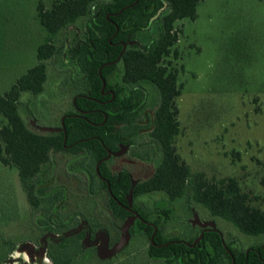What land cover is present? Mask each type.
<instances>
[{
	"label": "trees",
	"instance_id": "obj_1",
	"mask_svg": "<svg viewBox=\"0 0 264 264\" xmlns=\"http://www.w3.org/2000/svg\"><path fill=\"white\" fill-rule=\"evenodd\" d=\"M199 1L61 0L49 9L37 4L36 19L47 37L35 48V64L0 94V116L5 121L0 125V164L15 169L33 211L41 202L45 204L43 227L59 237L46 246L45 256L52 264H75L81 255L84 257L86 251L80 241L85 233L91 239L97 229L107 231L106 245L110 247L117 242L118 229L128 217L132 218L128 238L144 236L145 257L160 264H264V243L235 248L215 228L202 231L192 227L186 236L164 232L171 219L170 202L185 198L186 203L201 207L209 219H221L245 236L264 234V210L249 204L247 194L240 191L234 179L209 182L200 174H190L173 149L178 133L174 99L181 86L169 68L168 57L176 54L171 52L177 41L174 23L194 20ZM260 1L264 5V0ZM80 19L84 20L81 32H74L62 50L51 42L58 31ZM154 22L155 36L139 43L140 34ZM56 55L75 67L80 80L75 84L71 109L52 126L57 131L42 132L28 125L18 107L21 95L36 96L43 91L45 62ZM143 83L156 91L157 103L151 111L144 110ZM143 133L160 155L150 175L134 180L126 168L109 171L111 153L119 145H132ZM59 158L64 167L78 173L72 175L77 190L85 193L83 197L99 198L107 214L103 221L94 205L90 213L79 210L62 221L69 213L57 211L69 201V195L65 186L54 185V164ZM150 193H161L165 199L154 202L152 208L137 202ZM127 197L131 211L127 209ZM77 215L83 219L84 229L74 234ZM10 243L4 242L10 245L6 254L14 249Z\"/></svg>",
	"mask_w": 264,
	"mask_h": 264
},
{
	"label": "rangeland",
	"instance_id": "obj_2",
	"mask_svg": "<svg viewBox=\"0 0 264 264\" xmlns=\"http://www.w3.org/2000/svg\"><path fill=\"white\" fill-rule=\"evenodd\" d=\"M57 1L61 0H0V94L35 64V48L47 37L36 19L37 4L49 9ZM83 21L58 31L51 42L62 50L74 32H81ZM174 28L177 41L171 52L176 54L170 55L168 62L181 86L174 99L178 128L172 142L174 152L190 174H200L209 182L232 178L240 191L247 194L249 204L264 210V5L260 0H200L194 20L177 21ZM156 32L154 22L140 34V43ZM45 68L43 91L36 96L21 95L18 109L31 127L53 132L56 129L52 126L71 109L80 76L61 55L47 60ZM143 88L145 107L151 111L157 103L156 91L145 83ZM4 123L0 116V125ZM120 154L124 156L111 161L109 168L116 171L126 167L136 180L150 175L160 159L146 133L137 137L132 147L120 148L117 156ZM74 172L63 166L61 158L54 164V185L65 186L69 195V201L57 211L69 213L62 221L79 210L90 213L93 205L99 215L96 216L103 221L106 213L99 198L83 197L85 193L77 190L72 175L78 173ZM162 199L163 194L150 193L137 202L152 208L154 202ZM170 206L171 219L164 228L168 236H186L192 227L198 226L219 230L222 238L235 248L264 243V234L245 236L221 219H209L201 207L186 203L185 198L171 201ZM45 212L43 202L34 211L28 206L15 169L0 164L1 264H26L23 255L13 256L17 252L28 255L27 264H45L49 260L45 256L46 246L56 243L59 237L43 227ZM76 219L77 231L84 227V221L79 215ZM131 220L119 227L118 240L110 248L100 231L91 243L81 241L86 254L75 264H160L145 257L144 236L128 238L124 234L122 229ZM4 242L14 245L11 253L6 254L10 245Z\"/></svg>",
	"mask_w": 264,
	"mask_h": 264
},
{
	"label": "flooded vegetation",
	"instance_id": "obj_3",
	"mask_svg": "<svg viewBox=\"0 0 264 264\" xmlns=\"http://www.w3.org/2000/svg\"><path fill=\"white\" fill-rule=\"evenodd\" d=\"M161 12H159V14H160ZM133 42H130V43H128V45H131ZM136 43H138V42H136ZM135 42H134V44H136ZM140 43V42H139ZM145 89V88H144ZM144 92H145V90H144ZM146 100H147V98H146ZM146 105V104H145ZM144 110L145 111H148L147 109H146V107H144ZM144 134V133H143ZM140 136V135H139ZM138 136V137H139ZM137 139V138H136ZM150 139V138H149ZM151 140V139H150ZM136 141V140H135ZM135 143V142H134ZM134 143L132 144V145H128V146H125V145H119L118 146V149H117V151H115V152H113V153H111V155H112V157H113V159H111V160H109V162H108V165L110 164V162L111 161H113V160H115L117 157H123L124 156V154H120V156H117L118 155V153H119V150H120V148H126V147H132L133 145H134ZM109 155H110V153H109ZM108 155V156H109ZM110 167V166H109ZM122 168H126V167H122ZM120 169L121 168H119L118 170H113V169H109V171H111V172H118V171H120ZM154 169V168H153ZM126 170H128L127 168H126ZM129 171V170H128ZM96 173H97V171H95ZM130 172V171H129ZM131 174V173H130ZM131 177H132V175H131ZM133 178V177H132ZM134 179V178H133ZM135 180V179H134ZM133 180V182L132 183H134L135 181ZM106 186H107V183H106ZM99 205H101V203L99 204ZM101 208H102V206H100ZM127 209L128 210H130V199H129V205H128V201H127ZM102 210H103V208H102ZM104 211V210H103ZM131 211V210H130ZM105 212V211H104ZM106 213V212H105ZM134 214V213H133ZM106 216H107V214H106ZM127 219H132L131 217H128V218H126L125 220H127ZM132 221V220H131ZM150 223H148V225H149ZM194 227H198V226H194ZM198 228H200V227H198ZM206 228H209V227H202V228H200V229H202V231L203 230H205ZM81 229H84V227L83 228H81ZM127 229H128V226H127ZM127 229H126V232H127ZM79 230V229H78ZM98 231H100L102 234H103V237H104V240H105V245H106V240H107V231L103 228V229H97L96 231H94V233L92 234V238L91 239H87V236H88V234H84V238L81 240V241H84V240H88V242H92V240H93V237H94V235H96V233L98 232ZM118 231H119V229H118ZM155 231V228H153V232ZM76 232L77 231H75L74 232V234H76ZM138 236H140V235H138ZM117 240H118V238H117ZM150 240H151V237H150ZM81 241H80V243H81ZM115 244V243H114ZM113 244V245H114ZM90 246V245H89ZM92 246V245H91ZM107 246V245H106ZM112 246V245H111ZM110 246V247H111ZM110 247H108V248H110ZM90 247H86V249H89Z\"/></svg>",
	"mask_w": 264,
	"mask_h": 264
},
{
	"label": "clouds",
	"instance_id": "obj_4",
	"mask_svg": "<svg viewBox=\"0 0 264 264\" xmlns=\"http://www.w3.org/2000/svg\"><path fill=\"white\" fill-rule=\"evenodd\" d=\"M20 255H23V259L25 260L26 264L27 262L29 261V257L28 255L25 253V254H21V253H13V256L16 257V256H20ZM45 264H51V261L47 260L45 261Z\"/></svg>",
	"mask_w": 264,
	"mask_h": 264
},
{
	"label": "water",
	"instance_id": "obj_5",
	"mask_svg": "<svg viewBox=\"0 0 264 264\" xmlns=\"http://www.w3.org/2000/svg\"><path fill=\"white\" fill-rule=\"evenodd\" d=\"M102 87H103V83H102ZM56 131H57V129H56ZM108 155H109V154H107V157H108ZM96 167H97V164H96V166H95V171H97V170H96ZM128 205H129V202H128ZM126 229H127V226L124 227V229H122L123 232H124V234L126 233ZM126 234H127V233H126ZM200 236H201V233L199 234L198 238H196V239L194 240V242H193L192 244L196 243V242L198 241V239L200 238Z\"/></svg>",
	"mask_w": 264,
	"mask_h": 264
}]
</instances>
